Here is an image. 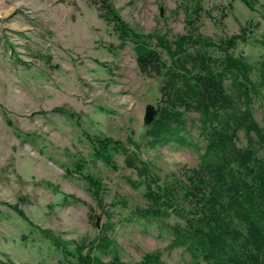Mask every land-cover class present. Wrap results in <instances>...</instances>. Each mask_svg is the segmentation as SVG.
I'll return each instance as SVG.
<instances>
[{"label":"rangeland","instance_id":"1","mask_svg":"<svg viewBox=\"0 0 264 264\" xmlns=\"http://www.w3.org/2000/svg\"><path fill=\"white\" fill-rule=\"evenodd\" d=\"M254 1L251 9L243 0H111L134 30L171 41L189 36L191 52L200 48L195 36L219 45L246 33L230 52L257 65L264 61V0ZM198 2L202 8L195 12ZM104 15L94 0H0V264H71L75 258L40 229L73 252L104 231L112 242L92 253L105 262L134 264L160 254L162 264H206L185 247L170 248L171 227L185 225L183 218L173 211L160 218L137 213L152 205L147 181L154 191L170 187L178 194L184 215L199 213L196 198L185 195L207 145L200 114L184 113L192 145L149 144L145 109L163 107L164 77L141 72L133 43L120 48L118 31ZM157 49L170 64L167 51ZM209 51L224 56L216 47ZM252 78L258 79L257 70ZM252 107L264 127V87ZM95 137L123 142L135 153L134 164L128 163L131 152L114 149L116 166L103 161ZM250 137L258 141L255 132ZM234 142L248 148L244 130ZM255 149L264 157L258 144ZM77 162L85 164L82 173ZM142 162L147 174L136 168ZM86 174L100 182L102 205ZM6 203L24 210L33 225Z\"/></svg>","mask_w":264,"mask_h":264},{"label":"trees","instance_id":"2","mask_svg":"<svg viewBox=\"0 0 264 264\" xmlns=\"http://www.w3.org/2000/svg\"><path fill=\"white\" fill-rule=\"evenodd\" d=\"M94 1L100 4L104 16L118 31L119 47H125L129 41L133 43L141 72L164 77L160 84L163 107L146 131L149 144L174 141L192 145L185 112L200 114L201 129L207 136L202 169L191 176V185L185 195L196 198L199 213L184 215L175 200L178 194L170 187L154 191L150 181L147 185L152 205L147 209L138 208L137 213L160 218L173 211L183 218L185 225L171 227L174 239L170 248L185 247L193 257L202 258L206 264H264V157H258L255 149L258 144L264 150V127L255 121L252 107L253 96L260 95L264 87V61L253 65L243 56L236 57L230 52L240 41L247 40L246 33L235 34L219 45L195 36L192 39L200 48L191 52L187 45L189 36L171 41L165 34L138 32L121 18L111 0ZM243 2L251 9L255 4L254 0ZM200 8L198 2L195 12ZM153 40H156L155 45ZM157 47L167 51L172 59L170 64ZM211 47H216L224 56L213 57L209 51ZM255 70L257 80L252 78ZM227 80H230L229 87ZM55 111L63 112V109ZM239 130H244L248 137L247 149L235 145L234 138ZM252 132L257 134V142L250 137ZM93 143L96 156L112 166L116 165L111 149L131 152L123 142L113 138L95 137ZM135 160V153L131 152L128 163L133 165ZM84 166L77 162L75 170L82 173ZM136 168L141 174L148 173L144 162ZM84 177L102 205L100 182L90 174ZM151 181L154 183L156 178ZM6 205L33 225L24 210L10 203ZM40 231L65 255L75 258L71 264H130L119 258L105 262L93 255L94 250H104L112 242L104 231L91 243L76 245L75 252L50 231ZM86 248L88 250L84 251ZM134 264H162L161 255L148 254Z\"/></svg>","mask_w":264,"mask_h":264},{"label":"water","instance_id":"3","mask_svg":"<svg viewBox=\"0 0 264 264\" xmlns=\"http://www.w3.org/2000/svg\"><path fill=\"white\" fill-rule=\"evenodd\" d=\"M159 113V110L157 107L153 104H148L145 109V114H144V125L149 126L153 123L155 118L157 117Z\"/></svg>","mask_w":264,"mask_h":264}]
</instances>
